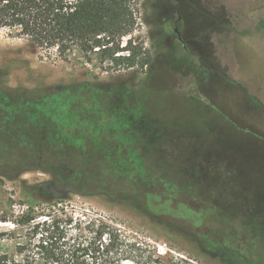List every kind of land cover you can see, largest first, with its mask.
Wrapping results in <instances>:
<instances>
[{
	"label": "rangeland",
	"instance_id": "obj_1",
	"mask_svg": "<svg viewBox=\"0 0 264 264\" xmlns=\"http://www.w3.org/2000/svg\"><path fill=\"white\" fill-rule=\"evenodd\" d=\"M132 7L137 24L121 45L130 38L142 53L129 68L33 51L0 28V253L20 261L17 246L35 250L30 226L20 222L29 213L36 221L72 219V237L87 221L105 222L118 234L114 256L129 264H150L154 257L164 264H260L184 224L174 229L150 218L135 201L102 192L79 195L48 172L2 160L28 121L48 123L54 102L47 97L66 91L78 102L62 101L63 114L71 112L62 119L71 130L63 140L83 142L87 131L108 134L115 169L140 177L143 157L136 145H167L184 156L192 206H216L264 245V0H132ZM178 14L185 47L173 32ZM224 77L242 83L251 99ZM60 119L52 120L58 125ZM217 171L226 174L222 184L212 181Z\"/></svg>",
	"mask_w": 264,
	"mask_h": 264
},
{
	"label": "trees",
	"instance_id": "obj_2",
	"mask_svg": "<svg viewBox=\"0 0 264 264\" xmlns=\"http://www.w3.org/2000/svg\"><path fill=\"white\" fill-rule=\"evenodd\" d=\"M136 24L132 0H0L1 29L26 40L33 51H53L63 60L74 56L87 62L97 60L100 64L132 67L142 53L141 48L132 46L130 38L123 45L121 40L133 32ZM203 71L206 77L209 71ZM224 79L232 87H241L251 99L242 83ZM50 98L54 103L48 111V123L40 119L28 121L19 139L4 149L2 160L48 172L54 183L69 184L79 195L102 192L109 198L135 201L152 219L165 221L171 228L184 224L189 231L227 250L242 249L247 262L257 260L264 264V245L251 237V231L240 219L225 218L216 206L198 209L192 206L194 189L182 154L160 142L147 149L145 144H137L136 149L143 157L144 175L137 176L131 170L121 173L109 155L115 144L110 135L87 131L83 142L63 140L62 136L71 130L62 119L71 112L69 107L66 116L63 114L62 101L71 97L66 91H56L47 97ZM70 100L72 106L78 102L75 98ZM57 117L61 118L58 125L52 120ZM225 176L217 171L212 181L222 184ZM72 221L57 215L47 221H36L29 213H22L20 222L30 226L29 244L35 250L27 252L24 245H19L22 260L0 253V264H129L114 256L119 245L116 229L95 219L78 226L77 237H72L69 229ZM85 230L89 233L86 237L81 235ZM34 238L36 243H32ZM150 264L164 263L154 257Z\"/></svg>",
	"mask_w": 264,
	"mask_h": 264
},
{
	"label": "flooded vegetation",
	"instance_id": "obj_3",
	"mask_svg": "<svg viewBox=\"0 0 264 264\" xmlns=\"http://www.w3.org/2000/svg\"><path fill=\"white\" fill-rule=\"evenodd\" d=\"M180 19L181 18L179 16V14L176 16V18H174V20H173V32L176 35V37L179 39L180 43H182V46L185 47V42H184L183 38L180 36V31L178 29H177L178 30V33H176L174 31V28L175 27L177 28V23L180 21Z\"/></svg>",
	"mask_w": 264,
	"mask_h": 264
},
{
	"label": "water",
	"instance_id": "obj_4",
	"mask_svg": "<svg viewBox=\"0 0 264 264\" xmlns=\"http://www.w3.org/2000/svg\"><path fill=\"white\" fill-rule=\"evenodd\" d=\"M174 31H175L176 33H178V30H177V28H176V27L174 28Z\"/></svg>",
	"mask_w": 264,
	"mask_h": 264
}]
</instances>
